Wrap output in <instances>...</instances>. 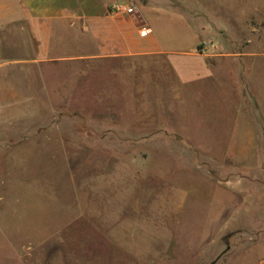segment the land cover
<instances>
[{
    "label": "rangeland",
    "instance_id": "1",
    "mask_svg": "<svg viewBox=\"0 0 264 264\" xmlns=\"http://www.w3.org/2000/svg\"><path fill=\"white\" fill-rule=\"evenodd\" d=\"M117 2L172 54L12 71L0 264H256L264 0Z\"/></svg>",
    "mask_w": 264,
    "mask_h": 264
},
{
    "label": "crops",
    "instance_id": "2",
    "mask_svg": "<svg viewBox=\"0 0 264 264\" xmlns=\"http://www.w3.org/2000/svg\"><path fill=\"white\" fill-rule=\"evenodd\" d=\"M112 2L117 0H0V105L19 94L10 81L15 68L25 80H35L36 66L172 54L152 28L150 36L140 35L135 22L140 19L113 14ZM33 85L28 81L26 88L32 92ZM257 232L261 248L256 264H264V217Z\"/></svg>",
    "mask_w": 264,
    "mask_h": 264
},
{
    "label": "built area",
    "instance_id": "3",
    "mask_svg": "<svg viewBox=\"0 0 264 264\" xmlns=\"http://www.w3.org/2000/svg\"><path fill=\"white\" fill-rule=\"evenodd\" d=\"M137 7L131 3V2H115L111 6V12L116 15H121V16H129L133 17L137 13ZM140 35L143 37H148L150 36L153 32L150 27H142L140 28L139 31ZM201 52L205 53L206 51L210 50V46L207 45L206 43L202 44L201 46Z\"/></svg>",
    "mask_w": 264,
    "mask_h": 264
}]
</instances>
